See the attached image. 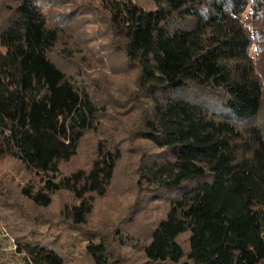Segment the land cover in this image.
<instances>
[{"label":"trees","instance_id":"obj_1","mask_svg":"<svg viewBox=\"0 0 264 264\" xmlns=\"http://www.w3.org/2000/svg\"><path fill=\"white\" fill-rule=\"evenodd\" d=\"M5 1L11 13L0 24V159L42 177L38 186L27 181L21 195L46 209L56 193L69 192L78 202L60 215L71 229L84 226L95 195L108 193L124 148L139 140L135 180L168 202L144 245L149 262L264 264V128L257 120L264 108V0H154V8L96 0L111 45L134 74L127 109L137 113L119 120L120 127L134 119L126 125L134 139L99 138L89 167L69 173L62 165L88 132L101 131L106 106L83 81L88 75L68 74L52 58L66 25L40 0ZM71 48L63 47V57ZM177 88L209 90L227 112L156 94ZM192 180L179 198L171 196ZM58 241L30 227L15 235L13 255L18 264H66ZM85 251L92 264H113L101 239Z\"/></svg>","mask_w":264,"mask_h":264},{"label":"rangeland","instance_id":"obj_2","mask_svg":"<svg viewBox=\"0 0 264 264\" xmlns=\"http://www.w3.org/2000/svg\"><path fill=\"white\" fill-rule=\"evenodd\" d=\"M138 1L146 8H154L156 5L154 0ZM40 2L43 10L48 12L55 23L66 25L64 26L67 33L53 51L52 58L68 74L77 78L88 75L89 80L83 81H90L87 86L92 95L106 106V114L102 115L101 131L88 132L82 140L78 154L62 165V172L69 173L89 167L95 143L99 138L134 139V129L126 127L133 126L134 119L119 127V120H125L126 112L134 109H127L131 102L129 91L134 74L123 62L121 52L111 45L107 19L104 13L95 9L96 0ZM9 4L0 0V24L4 23L11 13ZM65 46L75 49L69 57H63L61 54ZM261 62L264 63V60ZM89 83L91 85H88ZM156 94L165 100L188 101L204 105L215 112H227L225 100L209 90L177 88L157 91ZM136 113L133 111L129 115L133 114L134 118ZM257 120L264 128V108ZM139 143L141 141L137 140L130 147L124 148L123 158L108 193L102 197L95 195L93 211L86 225L75 229H71V226H74L72 221L60 215L64 205H74L78 202L72 194L56 193L49 208L36 207L24 198L20 191L27 181L38 186L42 177L30 174L10 157L0 159V264L19 263L20 258L13 255L16 249L15 235L28 233L30 227L57 236V247L62 250L66 264H92L85 248L90 240L97 242L100 239L108 245L113 264H153L145 257L144 245L150 241L157 221L164 217L168 202L162 198L155 199L135 180L134 168L139 156ZM196 183L197 180H192L181 188L170 191L171 196L179 198ZM182 240L187 248L186 236H183Z\"/></svg>","mask_w":264,"mask_h":264}]
</instances>
